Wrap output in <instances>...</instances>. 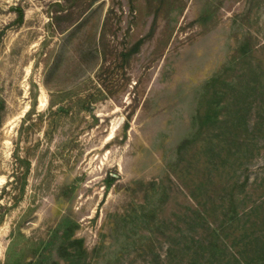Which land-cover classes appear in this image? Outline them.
I'll list each match as a JSON object with an SVG mask.
<instances>
[{
	"label": "rangeland",
	"instance_id": "rangeland-1",
	"mask_svg": "<svg viewBox=\"0 0 264 264\" xmlns=\"http://www.w3.org/2000/svg\"><path fill=\"white\" fill-rule=\"evenodd\" d=\"M231 191L264 264V0H0V264H186Z\"/></svg>",
	"mask_w": 264,
	"mask_h": 264
},
{
	"label": "trees",
	"instance_id": "trees-1",
	"mask_svg": "<svg viewBox=\"0 0 264 264\" xmlns=\"http://www.w3.org/2000/svg\"><path fill=\"white\" fill-rule=\"evenodd\" d=\"M148 10L151 12L150 7H148ZM19 16L21 19H23L22 11L20 12ZM103 39H104V34H101L99 40L103 41ZM106 49L109 50L107 47ZM100 50L101 47L100 44H98L92 49V52L99 53ZM131 115L132 113H129L126 117L127 119L125 123V131L129 128V120ZM228 188H230V190L233 189L232 186ZM230 198L231 199H229V205L227 208L228 210H226L224 215H222V217L220 218V224H218L216 227H213L211 233L207 234L206 237L204 235L203 237L190 238L189 243L195 244V247L193 252H189L192 257L190 258L189 262H187L186 264H229L227 263L228 258L230 257V255H232V251L235 252L234 249L229 247V243L233 242V240L235 239L237 243L245 245V242H241L240 240L243 237L245 238L246 234L237 237L235 235L232 238L230 234H228V229H230L231 227H235L238 224L240 218V215L237 214L236 199L232 194V191L230 192ZM226 200L227 199L222 201H226ZM255 225L257 224L255 223ZM243 230L246 232L247 230L246 227L243 228ZM168 239H170V242L176 241V239L171 236H169ZM71 242H72L71 243L72 250L69 252L67 251V255H61V257L64 259H69L72 256L74 257L81 250L79 249L82 246L80 240L76 239V240H72ZM74 245H76V247H74ZM188 249H190V247ZM183 251L185 250L184 249L176 250L175 247H171L166 250V255L172 258H178L179 253H183ZM155 254H157L155 255V257L162 259L159 253H155ZM172 264H177V263L172 262Z\"/></svg>",
	"mask_w": 264,
	"mask_h": 264
}]
</instances>
